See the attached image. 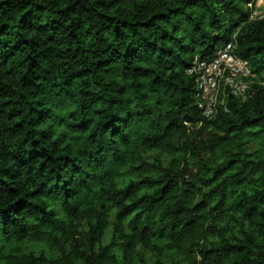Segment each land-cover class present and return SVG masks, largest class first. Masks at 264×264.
I'll list each match as a JSON object with an SVG mask.
<instances>
[{"label": "trees", "instance_id": "obj_1", "mask_svg": "<svg viewBox=\"0 0 264 264\" xmlns=\"http://www.w3.org/2000/svg\"><path fill=\"white\" fill-rule=\"evenodd\" d=\"M255 1L0 0V264H264ZM227 43L253 77L203 119Z\"/></svg>", "mask_w": 264, "mask_h": 264}, {"label": "built area", "instance_id": "obj_2", "mask_svg": "<svg viewBox=\"0 0 264 264\" xmlns=\"http://www.w3.org/2000/svg\"><path fill=\"white\" fill-rule=\"evenodd\" d=\"M258 1L263 3L261 5L264 8V0L255 2ZM255 2L245 6L250 10V19L264 22V12L258 10L260 2L258 4ZM186 73L194 79L195 105L203 119H209L214 115L220 85L226 86L234 97L244 99L248 81L253 77L247 62L233 54L231 43L217 50L210 60L194 58ZM262 85L264 86V82Z\"/></svg>", "mask_w": 264, "mask_h": 264}, {"label": "rangeland", "instance_id": "obj_3", "mask_svg": "<svg viewBox=\"0 0 264 264\" xmlns=\"http://www.w3.org/2000/svg\"><path fill=\"white\" fill-rule=\"evenodd\" d=\"M263 1V0H261ZM260 1H258L259 3ZM256 3V2H255ZM256 3V4H258ZM260 5L258 6V10L260 12H264V8L262 7L261 4L262 2L259 3ZM254 6V5H253ZM256 8V7H255ZM24 254L29 253L33 257L38 258V257H43L45 259H53L56 257V252L54 249H50L47 247V245L39 242H30L26 244L23 248L20 249Z\"/></svg>", "mask_w": 264, "mask_h": 264}]
</instances>
